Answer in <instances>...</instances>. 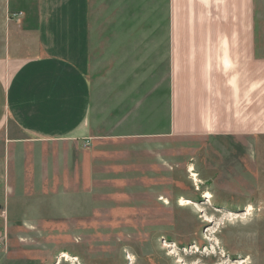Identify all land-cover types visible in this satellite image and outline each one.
Returning a JSON list of instances; mask_svg holds the SVG:
<instances>
[{"label": "crops", "instance_id": "1", "mask_svg": "<svg viewBox=\"0 0 264 264\" xmlns=\"http://www.w3.org/2000/svg\"><path fill=\"white\" fill-rule=\"evenodd\" d=\"M1 9L0 130L11 123L26 136L7 137L8 147L62 145L66 174L83 176L89 149L264 134V0H2ZM11 158L0 154L6 190L28 183ZM8 210L0 205L3 223Z\"/></svg>", "mask_w": 264, "mask_h": 264}, {"label": "rangeland", "instance_id": "2", "mask_svg": "<svg viewBox=\"0 0 264 264\" xmlns=\"http://www.w3.org/2000/svg\"><path fill=\"white\" fill-rule=\"evenodd\" d=\"M7 137L26 136L8 123L0 154L20 160L28 183L6 190L0 178V205L11 211L0 220L8 232L0 264H264V134L89 149L83 176L74 167L66 174L62 145L26 139L8 147Z\"/></svg>", "mask_w": 264, "mask_h": 264}, {"label": "bare ground", "instance_id": "3", "mask_svg": "<svg viewBox=\"0 0 264 264\" xmlns=\"http://www.w3.org/2000/svg\"><path fill=\"white\" fill-rule=\"evenodd\" d=\"M179 203H180V206H183V207L192 206L194 208L195 212L198 213V214H202L203 213V211H202L203 209L201 210V208H200V206L198 204H194V203H192L189 200L182 199V200H180ZM250 211H251V209L247 211V213L245 214V216L249 215V212ZM202 218H205L204 220H206V216L204 214H203ZM164 247H166V246H164ZM61 259L69 260V257L67 255H64V256L61 257ZM70 260H72V259H70Z\"/></svg>", "mask_w": 264, "mask_h": 264}, {"label": "built area", "instance_id": "4", "mask_svg": "<svg viewBox=\"0 0 264 264\" xmlns=\"http://www.w3.org/2000/svg\"><path fill=\"white\" fill-rule=\"evenodd\" d=\"M8 248V232L7 228L4 226L0 229V252Z\"/></svg>", "mask_w": 264, "mask_h": 264}]
</instances>
